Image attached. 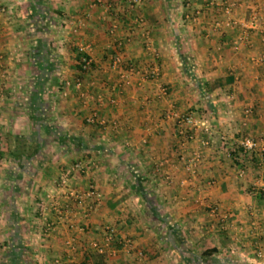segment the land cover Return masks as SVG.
Here are the masks:
<instances>
[{"label":"crops","instance_id":"0c3cea01","mask_svg":"<svg viewBox=\"0 0 264 264\" xmlns=\"http://www.w3.org/2000/svg\"><path fill=\"white\" fill-rule=\"evenodd\" d=\"M210 1L0 0V264H264L259 152L239 173L242 137L264 145V0L231 15ZM94 111L109 125L89 124ZM178 113L200 124L181 135ZM79 160L87 175L70 172ZM67 175L103 192L89 215L61 196Z\"/></svg>","mask_w":264,"mask_h":264},{"label":"built area","instance_id":"2783aa9c","mask_svg":"<svg viewBox=\"0 0 264 264\" xmlns=\"http://www.w3.org/2000/svg\"><path fill=\"white\" fill-rule=\"evenodd\" d=\"M133 3H138L139 0H132ZM211 5H219L220 9L227 14L231 15L235 8L237 7V1L236 0H220L218 3V0H211L210 1ZM144 20H139V23L142 24ZM251 27L256 26V20H252L250 22ZM76 31L78 30L77 28L75 29ZM243 40V39H242ZM149 48L152 49V46L150 44ZM91 49L90 44L87 43H81L79 45V50L80 53H82V59H81V64L84 69V72H88L92 69L93 67V60L89 54V50ZM264 57V56H263ZM124 64V59L121 55H117L114 60H113V65L115 67H120ZM159 68H154L151 71L144 72L142 74V78L144 80H149L153 77H157L159 75ZM134 75H138V68L136 67H129L128 69L124 70L121 74V79L122 82L125 83H130L131 82V77ZM2 77L4 75H0V102L3 99L4 96V85L2 83ZM76 88L78 90H82L83 83L81 79H78L76 84ZM83 97L86 98H91V99H96L98 102L103 103L104 102V95L99 94V95H90L87 93L82 92L81 94ZM116 99H112V103H116ZM252 109L249 108L247 109V113H251ZM174 116L177 118L178 124H179V132L181 135H188L190 134V131L192 129H196L198 125L200 124V120L198 116L194 113H182V114H174ZM87 122L89 124H97L103 127H106L109 125V122L102 116H100L98 111L92 112L90 115L87 116L86 118ZM111 127L114 129L118 128V123L116 121L111 122ZM205 130L210 134L213 135V132L209 128H205ZM190 138H194V135L191 134L189 135ZM222 141L224 142V146L227 147V138L222 137ZM209 140H205L203 142L204 145H209ZM228 148V147H227ZM256 152H259L261 155L262 160L264 161V145H260L259 142L254 138L253 136L246 135L242 137L240 141V151H239V157H241L240 161V167H239V173L241 176H244L247 173V169L245 167L244 157L248 155H252ZM228 154L231 155L232 152L231 150H228ZM201 156L198 154L196 155L191 162L188 164V169H191L192 167H195L198 162L200 161ZM90 171L89 164L87 162H84L83 160L76 161L75 163L72 164L70 167V172L73 174L79 173L82 175H87ZM264 187V183L263 186ZM58 190L61 193V196L65 198V200L68 201H73L79 206H84L86 208V213L89 215L91 212H93L97 207H99L103 203V192L101 189L96 185L95 183H89V185L82 189V188H77L72 185V178L70 175L64 176L62 179L59 180L58 183ZM60 202L56 201L54 202L55 207L59 206ZM52 226L50 227V229ZM107 233H108V238L107 241H111L114 237V233L116 232V229L114 227H107ZM68 244L74 247L75 245V239L72 238L68 241ZM93 249H96L100 253H103L106 251V245L94 241L91 244ZM39 256V254H38ZM264 256V251L259 250L258 251V257H263Z\"/></svg>","mask_w":264,"mask_h":264},{"label":"trees","instance_id":"16d2710c","mask_svg":"<svg viewBox=\"0 0 264 264\" xmlns=\"http://www.w3.org/2000/svg\"><path fill=\"white\" fill-rule=\"evenodd\" d=\"M81 59H82V53H81L80 56H79V62H80L79 64H80V70L84 72V69H83L82 64H81ZM12 151H13V153H15V152H18V153H21V154H25V153H26L25 151H22L21 146H19V147L16 148V149H13ZM36 151H37V150H35L34 153H29V154H30V155H31V154H35ZM213 252H215L213 249H212V250H209V251H206V255L211 256V255L213 254Z\"/></svg>","mask_w":264,"mask_h":264},{"label":"rangeland","instance_id":"374dc122","mask_svg":"<svg viewBox=\"0 0 264 264\" xmlns=\"http://www.w3.org/2000/svg\"><path fill=\"white\" fill-rule=\"evenodd\" d=\"M147 43H151L150 45H151V46H153V43H152V41H149V42H147ZM147 43H146V45H147Z\"/></svg>","mask_w":264,"mask_h":264}]
</instances>
